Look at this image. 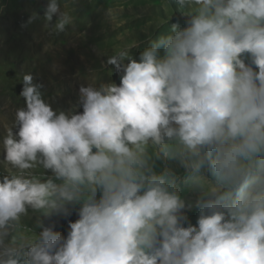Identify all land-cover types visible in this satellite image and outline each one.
Returning <instances> with one entry per match:
<instances>
[{
    "label": "clouds",
    "instance_id": "obj_1",
    "mask_svg": "<svg viewBox=\"0 0 264 264\" xmlns=\"http://www.w3.org/2000/svg\"><path fill=\"white\" fill-rule=\"evenodd\" d=\"M175 4L183 25L107 56L119 83L81 84L66 109L23 75L0 140V264H264V0ZM43 19L73 22L59 0ZM29 209L34 239L13 234Z\"/></svg>",
    "mask_w": 264,
    "mask_h": 264
},
{
    "label": "rangeland",
    "instance_id": "obj_2",
    "mask_svg": "<svg viewBox=\"0 0 264 264\" xmlns=\"http://www.w3.org/2000/svg\"><path fill=\"white\" fill-rule=\"evenodd\" d=\"M46 3L0 0V140L12 126L16 109L25 106L19 95L24 74L31 73L36 82L43 83L44 98L54 108L66 109L76 102L81 84L100 80L119 83L114 67L104 66L107 56L139 44L131 49L138 58L149 37L166 34L172 23H184L175 12V0H59L61 10L67 11L73 22L57 34L44 27ZM34 12L40 19L27 23ZM10 167L0 150V175L7 174ZM197 215L198 210L188 213L193 224ZM76 218L73 214L69 219ZM43 219L41 212L29 209L13 234L34 239ZM48 222H54L56 230L66 235L67 220L53 216Z\"/></svg>",
    "mask_w": 264,
    "mask_h": 264
}]
</instances>
